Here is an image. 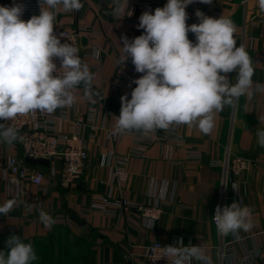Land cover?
I'll use <instances>...</instances> for the list:
<instances>
[{
	"label": "crops",
	"instance_id": "0c3cea01",
	"mask_svg": "<svg viewBox=\"0 0 264 264\" xmlns=\"http://www.w3.org/2000/svg\"><path fill=\"white\" fill-rule=\"evenodd\" d=\"M10 2L0 0V6L8 7ZM198 2L186 7V23H199L197 10L233 21L237 47L244 46L253 60V96H241L216 113L215 126L208 135L196 126L181 124L158 129L148 137L133 131L114 141L105 135V128L115 129L121 108L114 86L120 68L132 64L131 59L120 63L126 59L121 37L134 39L143 30L138 28L142 13H154L167 0H128L126 11L131 13L119 21L111 15L113 0H81L79 11L57 10L55 23L69 26L78 35L82 60L94 77L93 96L89 99L81 84L73 90L75 103L47 113V119L56 131L71 132L74 114H85L88 166L79 179L64 185L59 160L51 163L57 169L55 174L50 166L30 164L35 170H45L42 184L36 185L8 173L11 155L25 162L26 158L18 141L9 144L0 140V205L13 203L8 215L0 216V251L7 253V239L17 235L33 245L38 259L32 264H144L151 242L176 244L182 240L184 245L204 247L213 264H239L238 259L248 253L264 264V147L257 142V130L264 129V91H255L257 85L264 88V12L258 0ZM226 75L232 84L236 82L237 72ZM124 155L129 157L126 163L121 160ZM228 155L251 157L254 162L238 177L226 179L223 162ZM115 168L128 172L126 182L113 177ZM109 192L138 205L159 201L164 212L148 227L149 221L136 210L114 213L94 209L99 198ZM221 199L225 205L235 201L252 210L253 227L241 231L239 239L217 233L212 214ZM40 210L54 220L51 226L40 221ZM226 245L233 247L234 259L220 258Z\"/></svg>",
	"mask_w": 264,
	"mask_h": 264
},
{
	"label": "clouds",
	"instance_id": "9594fccd",
	"mask_svg": "<svg viewBox=\"0 0 264 264\" xmlns=\"http://www.w3.org/2000/svg\"><path fill=\"white\" fill-rule=\"evenodd\" d=\"M194 0H167L154 13L139 17L143 34L131 41L122 36L123 54L131 59L135 71L142 75L132 83L137 86L121 96L117 133L140 131L145 134L172 125L196 126L205 135L215 126V114L231 106L241 96H253L255 69L244 46L234 38L236 26L221 16L212 18L195 12L199 23L188 25L186 7ZM211 4L212 0H199ZM40 14L27 21L21 19L24 5L0 6V121L11 122L18 116L39 112L53 113L75 103L73 90L84 85L85 95L92 98L93 74L79 56L73 43H61L54 34L57 10L79 11L81 0H39ZM264 12V0H258ZM46 6V7H45ZM128 0H113L111 15L125 17ZM195 35V42L188 38ZM60 36H65L60 33ZM54 58L60 61L59 68ZM237 72L232 84L228 73ZM255 91H264L257 85ZM23 137L18 129L0 123V140L13 143ZM257 142L264 147V129L257 130ZM13 203L0 205V216H7ZM252 210L239 202L217 207L212 218L217 233L239 239L241 231L252 229ZM39 219L46 226L54 220L40 210ZM148 227H153L151 221ZM8 252L0 251V264H32L38 259L31 243L11 235L6 241ZM160 258L168 264H213L201 245L176 244L161 247Z\"/></svg>",
	"mask_w": 264,
	"mask_h": 264
},
{
	"label": "built area",
	"instance_id": "2783aa9c",
	"mask_svg": "<svg viewBox=\"0 0 264 264\" xmlns=\"http://www.w3.org/2000/svg\"><path fill=\"white\" fill-rule=\"evenodd\" d=\"M14 2L24 5V12L21 17L24 21H27L34 15L40 14L39 0H11L8 7H11ZM200 4V2L197 3V5ZM143 31L144 30L139 32L137 36L142 35ZM53 32L58 36L61 43L75 44L79 49L78 54L82 58L77 33L65 24L56 23L54 25ZM60 33H64L65 36H60ZM188 38L195 42V36H188ZM54 62L59 68V59L54 58ZM118 75V80L114 88L120 98V102L121 96L125 94H127L128 99H131V92L136 87V84L132 82L140 77V73H137L134 65L131 64L130 67L122 66ZM47 116L48 114L46 112L42 113L37 111L35 113L18 116L11 122L0 121V123H4L6 127L11 126L18 129L19 135L23 137V139H18L17 141L24 152L25 158H46L49 159L51 163L59 160L61 181L64 185H71L83 174L88 166L90 157V141L84 131L86 121L85 114L81 111H77L74 114L72 122L75 129L71 132L56 131L54 129V124L49 122ZM63 118L64 117H61L60 119ZM157 130H155V132ZM137 132L141 133V135H145V137H148V135H151L154 131L147 134L140 131ZM122 134L132 135L133 131L117 133L115 129L105 128V135L109 140L114 141ZM145 143L148 144L149 141ZM128 158V155H124L121 157V160L123 163H126ZM112 159L113 154L111 153L109 154V161H112ZM213 162L217 163L218 161ZM253 162L254 159L251 157L243 155H228L223 162L226 179L228 176L238 177L241 173L248 170L252 166ZM50 167L54 174L57 173V169L54 166L50 165ZM7 170L10 175H16L20 179L29 180L36 185H41L45 178L44 169L35 170L30 164L26 163L25 160H21L17 156L13 155H11L8 159ZM112 175L119 181V183H124L128 179V172L123 168L113 169ZM111 185L113 186L112 181ZM218 206H226L224 200L221 199L215 204L212 218L214 217ZM93 208L100 209L102 211L112 210L114 213L136 210L140 212L146 220L151 221L152 224L155 223L164 212L162 203L159 201L138 205L130 199L118 197L112 192L101 196L97 203L93 205ZM168 245L173 244H167L159 240L151 242L146 248L144 264H168L167 258L159 259L161 247H166ZM235 257L236 253L231 245H226L221 249L220 258L222 260H231ZM238 262L239 264H259L252 253H248L238 259Z\"/></svg>",
	"mask_w": 264,
	"mask_h": 264
},
{
	"label": "water",
	"instance_id": "95a60500",
	"mask_svg": "<svg viewBox=\"0 0 264 264\" xmlns=\"http://www.w3.org/2000/svg\"><path fill=\"white\" fill-rule=\"evenodd\" d=\"M26 162L32 165H41V166H45V167H49L51 165V162L49 159L46 158H30V157H26Z\"/></svg>",
	"mask_w": 264,
	"mask_h": 264
}]
</instances>
